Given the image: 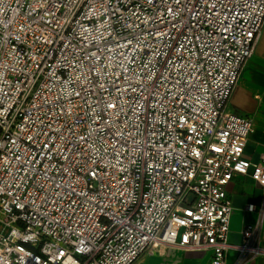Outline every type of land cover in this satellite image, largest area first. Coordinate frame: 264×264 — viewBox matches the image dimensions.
<instances>
[{"label":"built area","instance_id":"built-area-1","mask_svg":"<svg viewBox=\"0 0 264 264\" xmlns=\"http://www.w3.org/2000/svg\"><path fill=\"white\" fill-rule=\"evenodd\" d=\"M264 0H0V264L264 256V152L228 109ZM235 176L262 188L229 240Z\"/></svg>","mask_w":264,"mask_h":264},{"label":"crops","instance_id":"crops-1","mask_svg":"<svg viewBox=\"0 0 264 264\" xmlns=\"http://www.w3.org/2000/svg\"><path fill=\"white\" fill-rule=\"evenodd\" d=\"M228 109L233 113L253 120L254 131L247 142L245 156L258 161L264 152V25L253 56L244 65L237 84L230 96ZM227 193L234 208L229 240L233 244L242 241V230L257 219L255 213L247 212V204H258L262 188L251 178L235 176L227 186ZM264 248V226L260 234ZM236 257L231 251L228 264ZM208 251L179 250L168 248L165 252L149 254L134 264H210ZM247 264H264V256Z\"/></svg>","mask_w":264,"mask_h":264},{"label":"rangeland","instance_id":"rangeland-1","mask_svg":"<svg viewBox=\"0 0 264 264\" xmlns=\"http://www.w3.org/2000/svg\"><path fill=\"white\" fill-rule=\"evenodd\" d=\"M11 231V227L7 226L4 222H0V234L7 236Z\"/></svg>","mask_w":264,"mask_h":264}]
</instances>
